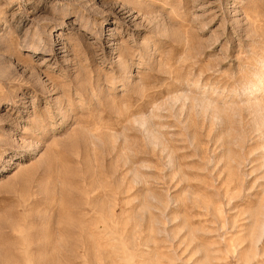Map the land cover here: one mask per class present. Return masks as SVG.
I'll return each mask as SVG.
<instances>
[{
  "label": "rangeland",
  "instance_id": "obj_1",
  "mask_svg": "<svg viewBox=\"0 0 264 264\" xmlns=\"http://www.w3.org/2000/svg\"><path fill=\"white\" fill-rule=\"evenodd\" d=\"M0 264H264V0H0Z\"/></svg>",
  "mask_w": 264,
  "mask_h": 264
}]
</instances>
